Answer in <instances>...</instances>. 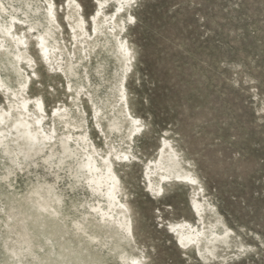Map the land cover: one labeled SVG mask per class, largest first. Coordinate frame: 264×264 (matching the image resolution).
Wrapping results in <instances>:
<instances>
[{
    "label": "bare ground",
    "instance_id": "6f19581e",
    "mask_svg": "<svg viewBox=\"0 0 264 264\" xmlns=\"http://www.w3.org/2000/svg\"><path fill=\"white\" fill-rule=\"evenodd\" d=\"M133 3L95 0L87 18L79 0H64L61 11L55 0H0V245L5 256L0 264H106L113 257L121 264H148L147 255L132 251L137 245L132 207L118 170L137 157L133 143L145 130L131 109L127 86L136 61L128 38ZM109 61L116 69L104 98L102 83L93 76L109 81ZM45 64L49 76L65 80L71 96L50 111L43 96L30 94ZM91 126L106 147L95 142ZM111 134L126 148L109 140ZM159 148V157L145 162L147 187L164 196L171 181L190 185L191 211L198 220L170 222L169 234L179 248L204 258L219 256V248L231 246L234 230L207 224L205 216L218 212L199 177L185 167L170 138ZM41 167L56 180L42 176ZM62 173L69 174L70 188L81 187L88 195L68 202L58 185ZM21 174L31 175L26 189L19 185Z\"/></svg>",
    "mask_w": 264,
    "mask_h": 264
},
{
    "label": "rangeland",
    "instance_id": "374dc122",
    "mask_svg": "<svg viewBox=\"0 0 264 264\" xmlns=\"http://www.w3.org/2000/svg\"><path fill=\"white\" fill-rule=\"evenodd\" d=\"M55 1L61 11L64 0ZM79 1L90 18L95 0ZM131 11L135 19L128 38L136 61L127 86L131 109L145 130L133 143L137 157L118 170L132 207L133 253L147 255L148 264H264V0H134ZM45 66L40 65L30 94L43 96L50 111L71 96L65 80L49 76ZM115 69L109 61V81L93 76L102 83L104 98ZM90 130L95 142L106 147L98 128ZM164 138L199 177L218 212L205 216L207 224L235 232L231 246L218 249L219 256L204 258L194 249L179 248L169 234L170 222H198L190 185L171 181L164 196L147 187L145 162L159 157ZM111 139L126 148L120 137L111 134ZM39 173L56 180L46 168ZM28 176L19 178L22 189L28 188ZM70 184L69 174L62 173L58 185L66 200L84 199L86 190ZM106 264L121 263L113 257Z\"/></svg>",
    "mask_w": 264,
    "mask_h": 264
},
{
    "label": "snow or ice",
    "instance_id": "6c2138e0",
    "mask_svg": "<svg viewBox=\"0 0 264 264\" xmlns=\"http://www.w3.org/2000/svg\"><path fill=\"white\" fill-rule=\"evenodd\" d=\"M133 264H139V262L138 261H133Z\"/></svg>",
    "mask_w": 264,
    "mask_h": 264
}]
</instances>
